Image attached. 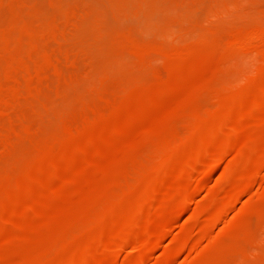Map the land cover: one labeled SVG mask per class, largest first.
I'll list each match as a JSON object with an SVG mask.
<instances>
[{"label":"rangeland","instance_id":"1","mask_svg":"<svg viewBox=\"0 0 264 264\" xmlns=\"http://www.w3.org/2000/svg\"><path fill=\"white\" fill-rule=\"evenodd\" d=\"M263 75L264 0H0V264H264Z\"/></svg>","mask_w":264,"mask_h":264},{"label":"bare ground","instance_id":"2","mask_svg":"<svg viewBox=\"0 0 264 264\" xmlns=\"http://www.w3.org/2000/svg\"><path fill=\"white\" fill-rule=\"evenodd\" d=\"M241 39V38H240ZM244 40L245 39H243V40H239V43H240V45L241 46H243L244 44H245V42H244ZM238 42V41H237ZM248 43V42H247ZM247 46V45H246ZM253 48V47H252ZM241 51V50H240ZM246 52H248V51H246ZM262 53V52H261ZM253 55V54H252ZM264 76V75H263ZM249 90H250V87L248 86L244 91L247 93V92H249ZM244 91H243V93H244ZM234 100V99H233ZM251 102V101H250ZM257 102V101H256ZM262 103H264L263 101L262 102H258L257 104L260 106ZM254 106H247V105H245L244 103H242V102H240L234 109H232L231 111H229V113L225 116V117H223V118H221L220 120H219V126H220V128H223V126H228V125H231L232 124V122H233V120H234V118L237 116V115H239V114H244L245 112H247V110H249L250 108H253ZM252 111H253V109H252ZM236 126V125H235ZM225 128V127H224ZM232 128V127H231ZM222 146V145H221ZM216 147V146H215ZM216 149H217V147H216ZM221 149V148H220ZM197 150H198V148H197ZM258 150H259V148H258ZM264 150V149H263ZM220 151V150H219ZM196 152H198V151H196V147L195 146H190L187 150H182L174 159H172V160H169V162H167V165H166V169H164V171H166V175L165 176H167L168 175V177H170V179L172 178V180H175L176 178H178L179 177V173H180V171H182V169H183V163H184V161H185V158L186 157H189V156H191V155H193V154H195ZM226 152V151H225ZM239 152V151H238ZM216 153H219V152H216ZM239 153H241V152H239ZM213 154H214V152H213ZM212 154V155H213ZM258 154H259V152H258ZM224 155V154H223ZM256 156V155H255ZM219 158V156L217 157H215V158H212L208 163H203V165L200 167V168H198V169H202L201 171H202V176H200V177H197V179H203L204 177H206V176H208V175H210V172H211V169H212V167L214 166V164H215V162H217L218 159ZM243 158V157H242ZM168 159H171V158H168ZM220 159V158H219ZM221 159H222V157H221ZM252 159V158H251ZM72 159H70V163H72L73 161H71ZM204 160H205V158H204ZM219 161H221V160H219ZM251 162H253V160L251 161ZM257 162H258V164H256L257 166L258 165H262V164H264V153H262V154H260V160L258 161L257 160ZM218 163V162H217ZM235 163V162H234ZM232 164V163H231ZM236 164V163H235ZM160 165V164H159ZM229 166V165H228ZM234 166V165H233ZM249 166V165H248ZM253 167H254V165H253ZM165 168V167H164ZM195 169V168H194ZM243 169V168H242ZM250 170H251V168H250ZM253 170H254V168H253ZM252 172V171H251ZM251 172H250V174H251ZM188 173V172H187ZM253 173V172H252ZM258 173H259V171H258ZM191 174V173H190ZM250 174H248V175H250ZM255 174V175H254ZM196 175H197V173H194V174H192V179L193 178H196ZM199 175V174H198ZM248 175L246 176L247 178L245 179V180H248V181H251V178L253 177L254 178V176H256L257 174L256 173H253V175H251V178H250V180H249V178H248ZM178 176V177H177ZM227 176V175H226ZM226 176H224V177H226ZM228 176H229V174H228ZM176 177V178H175ZM169 179V178H168ZM195 180V179H194ZM236 180V179H235ZM243 180V179H242ZM253 180H255V179H252V181ZM193 181V180H192ZM229 181H230V179H229ZM201 182V181H200ZM203 182V181H202ZM254 182V181H253ZM170 183H172V182H170ZM195 183V182H194ZM239 183V182H238ZM243 183V182H242ZM252 182L250 183V185H249V182H248V185L247 184H244L245 186H243V188L242 189H239V190H236V191H234V192H231V193H229L228 195H227V197L226 196H224L225 197V200H223L224 202H222V204L219 206H217L216 207V211L214 212V209H213V217H211L210 218V216H209V218H208V220H207V222H206V225H205V228H204V231H205V233L207 232V231H210V229L212 228V227H214V225L219 221V219L221 218V216L224 214V212L227 210V208H229V206H230V204L231 203H233L232 201H234V200H236V199H239V197L241 196V193L243 194L244 192V190H245V192L246 191H248L247 189H251L252 188ZM185 185H186V183H185ZM224 185V184H223ZM239 186V185H238ZM166 188H167V185L165 186ZM171 187V186H170ZM198 186H196L195 188H197ZM244 187H245V189H244ZM166 188L164 189V187H163V190H166ZM184 188V187H183ZM193 188V187H192ZM194 188V189H195ZM187 189V188H186ZM202 189V188H201ZM234 189H235V186H234ZM161 190V189H160ZM160 190H158V191H153V192H151L152 193V195H150L149 194V196H147V198H146V200L144 201V203L147 201V200H149L148 201V204H147V202L144 204V203H142V204H138L137 205V207H136V209H134V213H135V211H141V212H143L144 211V209H146V210H150V209H152V208H154L155 207V201H156V198H158V195H160V196H162V194H160L159 193V191ZM163 190H161L162 192H164ZM232 191H233V189H232ZM169 193V192H168ZM227 193V192H226ZM52 194V193H51ZM191 194H192V192H191ZM164 196V195H163ZM192 199V198H191ZM159 198H158V202H159ZM190 202H191V200H190ZM220 202H221V200H220ZM147 204V205H146ZM158 206V205H157ZM181 206V205H180ZM178 207V206H177ZM150 208V209H149ZM156 208V207H155ZM165 214V213H164ZM195 214V213H194ZM199 214V213H198ZM205 215V214H204ZM165 216V215H164ZM197 216V215H196ZM200 216H202V215H200ZM211 216H212V214H211ZM7 218V217H6ZM6 218H4V219H6ZM201 218V217H200ZM202 219V218H201ZM204 221H205V219H204ZM152 222V221H151ZM167 223H168V221H167ZM205 223V222H204ZM155 224V223H154ZM148 225V224H147ZM143 226V225H142ZM149 226V225H148ZM148 226L146 227V226H144L143 228H144V230H142L141 228V231H142V236H144L145 237V243H147L148 245H149V243L150 244H152L153 246H151L152 248L154 247V244H155V246H158L159 244H160V241L162 240V238H163V236H164V234H165V228L164 227H162L161 226V228H159V229H157V230H154V228L153 229H151L150 227L148 228ZM165 226V225H164ZM121 231V230H120ZM131 231V230H130ZM138 231L139 230H137V234H138ZM139 233L141 234V232L139 231ZM208 233V232H207ZM107 234V233H106ZM136 233H134V236L133 235H130L129 237H125L122 241H119V245H117L118 246V249H119V247L120 246H123L124 247V245H131L132 243H134V242H136L137 241V239H135L136 238ZM188 235V234H187ZM195 235V234H194ZM139 236H141V235H139ZM141 236V237H142ZM192 236V235H191ZM141 237L140 238H138V236H137V238L138 239H140L141 240ZM149 237V238H148ZM143 238V237H142ZM185 238V237H184ZM187 238V237H186ZM204 238V237H203ZM121 240V239H120ZM143 240H144V238H143ZM143 240H142V242H143ZM103 241V240H102ZM111 241V240H110ZM203 241V240H202ZM130 242V243H129ZM192 242V241H191ZM109 245H111V244H109ZM146 245V244H145ZM148 245L144 248V250L145 251H147L146 249H147V247H148ZM106 247H107V245H106ZM106 247H103V249H102V251L103 250H106L107 248ZM143 247V246H142ZM106 248V249H105ZM151 248V249H152ZM88 249V248H87ZM112 249V248H111ZM114 249V248H113ZM112 249V250H113ZM118 249H116V250H118ZM150 249V250H151ZM110 250V249H109ZM144 251V252H145ZM108 252V251H107ZM78 253V252H77ZM109 254H110V251L108 252ZM120 253V252H119ZM89 254V253H88ZM144 254V253H143ZM147 255V254H146ZM143 256V255H142ZM97 257V253H93L92 255H90L89 257H87V258H90V259H92V260H94L95 258ZM103 257V256H102ZM109 258H111L110 257V255H109V257H108V260H110ZM90 259H84L83 261H73L71 264H92V261L90 260ZM77 260V259H76ZM97 260H99V259H97ZM111 261V260H110ZM170 261V260H169ZM168 261V262H169ZM112 262V261H111ZM62 264V263H61ZM107 264V263H106ZM114 264V263H113Z\"/></svg>","mask_w":264,"mask_h":264}]
</instances>
